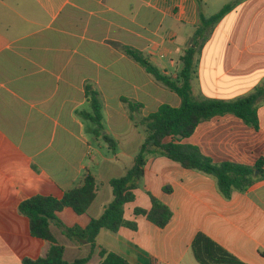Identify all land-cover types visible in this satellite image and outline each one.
I'll use <instances>...</instances> for the list:
<instances>
[{
  "label": "crops",
  "instance_id": "obj_1",
  "mask_svg": "<svg viewBox=\"0 0 264 264\" xmlns=\"http://www.w3.org/2000/svg\"><path fill=\"white\" fill-rule=\"evenodd\" d=\"M231 3L197 52L192 83L196 97L224 102L264 88V0H0V264L48 254L50 243L34 238L19 213L34 196L61 199L91 173L97 198L88 213L66 209L58 217L66 228H87L103 215L113 201L110 182L127 173L147 139L125 100L143 105L137 121L181 106L126 50L178 80L200 17ZM87 90L99 95L102 137L117 142L116 152L84 117ZM258 114V130L227 116L200 124L183 144L216 164L254 167L264 161V99ZM151 195L173 213L164 230L134 216L151 209ZM135 196L125 219L137 231H102L88 264H100L103 250L129 264H199L192 250L199 235L243 264H264V180L227 200L215 179L154 151ZM52 231L67 262L91 255L89 244L56 225Z\"/></svg>",
  "mask_w": 264,
  "mask_h": 264
},
{
  "label": "trees",
  "instance_id": "obj_2",
  "mask_svg": "<svg viewBox=\"0 0 264 264\" xmlns=\"http://www.w3.org/2000/svg\"><path fill=\"white\" fill-rule=\"evenodd\" d=\"M235 7L236 3H231L210 18L200 17L191 47L186 50L181 59L183 67L178 80H173L165 75L142 54L126 50L146 69L149 75L176 93L181 98L182 104L179 108L162 106L155 114L137 121V116L143 109V105L124 101L129 105L133 123L137 127L145 128L147 139L127 173L110 182L113 191L112 203L105 209L103 215L99 219L92 220L87 228H66L59 220L58 215L66 209L73 210L79 216L88 213L97 198V181L91 173L85 174L82 183L75 189L66 192L61 199L37 195L22 202L19 206V213L29 219L31 235L51 245L45 257L36 260L26 258L22 264H88L102 231L112 234H118L123 228L137 231L136 223L126 221L125 209L135 202V193L145 178V168L149 156L154 151L179 164L185 170L196 171L215 179L219 192L227 200L231 199L233 193H245L256 183L264 180V161H260L254 167L232 162L216 164L212 159L203 155L200 149L183 144L185 139L195 133L200 124L227 116L243 121L250 128L259 129L258 105L264 99V88L257 89L248 97L231 102L198 98L193 92L192 83L196 74L195 57L197 52L215 26ZM86 93L91 105V112L84 113V117L94 125V135L102 138L109 148L116 152L117 142L109 136L102 137L104 124L102 104L98 93L90 90H87ZM165 192L171 193L172 190L166 188ZM150 198L151 209L136 208L134 216L145 217L157 228L164 230L170 224L173 213L157 198L152 195ZM53 225H56L69 239L89 244L92 249L91 255L67 262L65 247L58 242L54 235ZM192 250L199 264H243L202 235L196 238ZM100 256L102 258L100 264H129L122 256L108 253L105 250L101 252Z\"/></svg>",
  "mask_w": 264,
  "mask_h": 264
},
{
  "label": "rangeland",
  "instance_id": "obj_3",
  "mask_svg": "<svg viewBox=\"0 0 264 264\" xmlns=\"http://www.w3.org/2000/svg\"><path fill=\"white\" fill-rule=\"evenodd\" d=\"M215 11H217V10H213L212 12H213V13H216Z\"/></svg>",
  "mask_w": 264,
  "mask_h": 264
},
{
  "label": "built area",
  "instance_id": "obj_4",
  "mask_svg": "<svg viewBox=\"0 0 264 264\" xmlns=\"http://www.w3.org/2000/svg\"><path fill=\"white\" fill-rule=\"evenodd\" d=\"M152 264H157V263H152Z\"/></svg>",
  "mask_w": 264,
  "mask_h": 264
}]
</instances>
